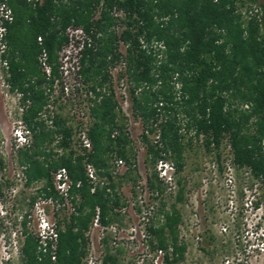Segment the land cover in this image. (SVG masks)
<instances>
[{
  "label": "trees",
  "instance_id": "trees-1",
  "mask_svg": "<svg viewBox=\"0 0 264 264\" xmlns=\"http://www.w3.org/2000/svg\"><path fill=\"white\" fill-rule=\"evenodd\" d=\"M6 5L13 18L5 24L0 70L29 132L14 156L24 186L39 184L26 205L38 198L61 205L53 253L50 241L40 250L37 233L23 217L15 262L4 264H84L95 217L101 226L115 227L98 244L101 264H155L158 249L161 264H184L179 203L186 186L180 177L171 201L155 168L168 160L179 174L195 146L213 156L219 171L229 158L241 191L243 184H258L264 201V22L242 14V0H6ZM69 26L82 28L87 40L79 50L80 86L66 94L61 67ZM43 53L49 73L40 61ZM132 124L139 129L137 142ZM140 149L145 187L157 206L144 227V252L126 257L129 240L121 241L120 227L128 203L119 187L122 181L138 185ZM117 160L124 167L119 177ZM87 163L96 170L95 186ZM4 166L0 154V199L10 187ZM60 168L70 181L67 202L54 187ZM2 225L0 219V233ZM228 231L236 245L240 223Z\"/></svg>",
  "mask_w": 264,
  "mask_h": 264
},
{
  "label": "rangeland",
  "instance_id": "rangeland-1",
  "mask_svg": "<svg viewBox=\"0 0 264 264\" xmlns=\"http://www.w3.org/2000/svg\"><path fill=\"white\" fill-rule=\"evenodd\" d=\"M242 3L244 4L242 11L247 10L248 6L258 8V18L261 23L264 22L262 0H242ZM66 67L70 68L69 64ZM18 108V97L8 91L0 70V154L5 162L3 173L10 180V187L5 191V196L0 199V219L3 223L0 233V264H4L7 259L15 262L21 231L20 221L23 217L27 219L28 228L34 232L37 231V220L33 206L28 207L26 202L39 187V184H34L31 187L24 186L21 168L17 166L14 156L16 147L22 145L21 140L18 139V134L20 132L22 134L24 129L18 119ZM124 108L128 111L129 104L124 105ZM131 134L136 141L139 134L136 124H132ZM224 154H227V149L224 150ZM136 164L139 174L138 185L133 188L131 182L122 181L119 187L121 194L128 203L126 220L120 227L121 241L129 240L126 257L136 256V254L144 252V243L140 242L139 238L136 240V237L134 240H130L129 230L130 226L137 224L141 215V208L138 204L140 198L153 201L145 187L146 169L144 154L141 149L137 152ZM123 172V166H116L118 177ZM232 172L236 196L233 198L232 204L237 207V213H234L230 207V191L225 185V166L223 165L222 170L219 171L217 163L213 161V156L206 153L203 147L195 146L193 151H189L184 169L175 175L176 188L168 192L170 193V200H175L178 187L177 180L180 177L186 186L185 199L183 203H179L182 214L180 236L187 244L184 264H226L227 261V264H264V246L262 252L256 249V240L264 233L262 190L255 186L251 192L249 191V196H252L255 204L259 202L257 206L261 205L260 209L254 208L244 212L242 203L246 193H243V188L247 184L242 185L241 191L240 181L236 179L234 171ZM131 189L134 191L132 192ZM45 209L49 221L55 222L56 210L47 205ZM232 214H234V222L240 223L241 226L239 239L235 241L236 245L231 243V233L228 231L232 225ZM223 226H228V230L224 232L221 229ZM97 232V230L92 231L91 240L94 243L93 251L96 256H99L100 252L96 244ZM212 237L214 242L211 244ZM160 262L161 258L157 263L160 264Z\"/></svg>",
  "mask_w": 264,
  "mask_h": 264
},
{
  "label": "built area",
  "instance_id": "built-area-1",
  "mask_svg": "<svg viewBox=\"0 0 264 264\" xmlns=\"http://www.w3.org/2000/svg\"><path fill=\"white\" fill-rule=\"evenodd\" d=\"M242 14H244L245 16H256L258 18L259 9L256 7L247 8V10L242 11ZM12 18H13L12 12L10 8L6 5V0H1L0 1V51H3L5 47L2 41L3 35L6 30L5 24L11 22ZM66 33L68 34V37H69V44L64 51L65 52L64 53L65 57L63 58L64 64L61 68L63 70V76L66 81L64 83V92L68 94L70 92V89L80 86V82L78 81V76H76V71L79 67V56H80L79 50L81 49V46L85 42V40H87V36L85 32L83 31V29L80 27L76 28V27L69 26L66 29ZM69 56L71 57V61H69L68 63L66 59ZM40 61L42 65L44 66L46 73H49V67L45 64V54L44 53L40 57ZM67 64H69L70 68L66 67ZM3 65H5L4 62H3ZM71 76H76V77L72 81H70ZM121 92L125 96L124 105L127 106L128 102L126 100L125 86L121 85ZM18 139L21 140L20 142L21 144L26 143L29 139L28 130L24 128L22 131V134L21 132L20 134H18ZM81 142L84 147H86L87 149L90 148V142L84 135L81 136ZM116 165L123 166V161L117 160ZM224 166L226 168L225 185L226 187L229 188L230 197L232 200V201L230 200L231 202L230 207L233 209L234 213H237V207L236 206L234 207L232 204L233 198H235L236 196H235V190L233 187L234 179H233L232 171L234 170H233L232 165L230 164L229 158H227V160L225 161ZM85 169H86V174L89 180L95 186V184L98 182L95 168L93 167L92 164L87 163L85 166ZM155 169H156L159 180L162 181V183L164 184L165 192L168 193V192L173 191L176 188V181H175L176 173H175L174 164L168 160H159L156 164ZM255 186L257 187L258 184H254L252 188H250L248 185H246L243 188V193L244 192L246 193L244 201L242 203L244 212H247V210L250 211L251 209H254V208L260 209L261 207V205L256 206L255 202L253 201L252 196H249V191L251 192V190L254 189ZM54 187L57 193L63 198V200L67 202L69 198L70 181L67 176L66 170L64 168H60L56 171L54 175ZM93 189L94 187L92 188V191ZM152 195L158 196L157 192H155ZM138 204L141 208V215L139 216L137 224L130 226L129 233H130V240H134V237H136V240H138L139 238L140 242H143L147 238V233L144 227H145V224H147L149 217L152 215V212L155 210L157 206V200H153L152 202H150V201H146L140 198V200L138 201ZM46 205L51 206V208L54 210H57L61 204L57 200H53L51 198L49 199L39 198L33 204V210H34L36 220H37L36 233H37V236L39 237V245H40L39 248L40 250L44 252L48 248L47 241H50L51 242L50 249L52 250V253H53V250L55 249L56 238H57L56 223L49 221V218L47 217V214L45 211ZM123 212H126V208H123ZM233 215L234 214H232V217H231L232 224L235 223L234 222L235 219L233 218ZM228 228H229L228 226L221 227V229L224 232L227 231ZM106 229H111L113 232H115L114 226H110V227L101 226L98 223L97 217H95L92 227L90 228V231L88 232V235L90 238V250H89V254L84 264H101L99 256L98 255L96 256L93 251L94 243L91 240V238H92V231L97 230L98 232H97V238H96L97 243L96 244L98 247V244L101 241ZM256 242H257L256 243L257 251L262 252V247L264 246V233H262L261 236L257 238ZM162 257H163V250L158 249L154 257V263L158 264L157 261L160 258L162 259ZM52 260H54V256L52 257ZM227 263L228 261L226 262V264Z\"/></svg>",
  "mask_w": 264,
  "mask_h": 264
},
{
  "label": "flooded vegetation",
  "instance_id": "flooded-vegetation-1",
  "mask_svg": "<svg viewBox=\"0 0 264 264\" xmlns=\"http://www.w3.org/2000/svg\"><path fill=\"white\" fill-rule=\"evenodd\" d=\"M262 3H263V5H264V0H262Z\"/></svg>",
  "mask_w": 264,
  "mask_h": 264
}]
</instances>
